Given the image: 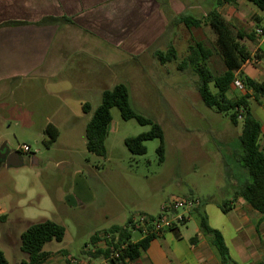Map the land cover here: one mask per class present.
I'll use <instances>...</instances> for the list:
<instances>
[{
  "label": "rangeland",
  "instance_id": "obj_1",
  "mask_svg": "<svg viewBox=\"0 0 264 264\" xmlns=\"http://www.w3.org/2000/svg\"><path fill=\"white\" fill-rule=\"evenodd\" d=\"M156 1L165 13V32L131 66H114L113 77L102 86L70 94L69 85L43 81L31 86L29 82L17 85L12 95L0 100V147L6 144L19 151L28 145L32 149L22 156L21 166L0 162V205L10 210L7 219L0 221V251L9 264L27 259L21 250V235L32 224L52 220L64 226L63 242H50L44 249L67 250L73 258L83 259L91 236L124 226L128 217L141 213L157 216L173 196L199 202L188 225L179 226L183 233L194 237L201 215L211 209L209 224L223 229L227 241L235 237L216 203L233 202L235 191L247 180V172L234 157L242 126H234L230 115L208 108L197 91L198 77L191 69H179L190 47L200 42L213 52L212 71L220 75L226 70L216 33L209 25L188 29L176 21L183 14L205 17L216 0ZM219 10L235 33L257 32L264 26V10L247 0L225 4ZM257 34L255 42L243 41L253 55L259 47L264 52V37ZM170 47L176 50L177 60L161 64L154 53ZM243 74L264 81V57L260 65H248ZM119 83L129 88L133 109L161 125L166 146L162 162L158 139L145 143L143 156L128 150L125 140L150 131L151 126L123 120L117 108L112 109L107 157L88 152L86 125L100 106L103 91ZM246 92L234 88L231 95ZM248 93L252 113L264 127V97L258 103ZM85 102L91 106L88 114L82 109ZM50 122L58 124L60 136L48 148L43 130ZM77 179L85 186L77 185ZM139 238L140 232L134 231L133 240ZM230 257L229 264H250L231 251Z\"/></svg>",
  "mask_w": 264,
  "mask_h": 264
},
{
  "label": "crops",
  "instance_id": "obj_2",
  "mask_svg": "<svg viewBox=\"0 0 264 264\" xmlns=\"http://www.w3.org/2000/svg\"><path fill=\"white\" fill-rule=\"evenodd\" d=\"M50 17H64L70 22L41 24ZM11 22L26 24L7 25ZM165 26V13L156 0H0V100L12 95L17 85L20 87L29 82L31 86L43 81L69 85L70 94L83 88L95 90L113 77L114 66H131L134 59L150 50L165 32ZM262 48H258V51L262 50L261 58L245 63L242 73L250 64L260 65L264 57ZM59 116L60 113L57 118ZM49 124L59 130L58 124ZM260 144L264 153L263 125ZM11 152L14 150L9 149L8 154ZM19 153L21 158L26 155L21 148ZM6 159L7 155L2 157L0 154V162L6 165ZM76 182L77 185L83 183L80 179ZM230 207L231 211L224 214L235 234L233 239L227 241L223 229L209 225L222 233L229 252L238 260L264 264L263 216L253 211L241 197H235ZM197 210L199 207L182 225L187 226ZM9 212L6 204L0 205V217L7 219ZM209 212L211 209L201 215L208 223ZM199 224L200 220L194 237L183 233L180 225L159 236L139 258L128 264H221L212 238L201 233ZM93 236L86 244L85 258L75 259L67 250H55L50 251L51 256L45 264H109L104 258L92 257L94 249L107 247L104 236L100 235L96 240ZM195 237L197 240L193 242ZM142 238L141 235L133 242Z\"/></svg>",
  "mask_w": 264,
  "mask_h": 264
},
{
  "label": "trees",
  "instance_id": "obj_3",
  "mask_svg": "<svg viewBox=\"0 0 264 264\" xmlns=\"http://www.w3.org/2000/svg\"><path fill=\"white\" fill-rule=\"evenodd\" d=\"M236 0H216L212 10L202 18L193 15H179L176 17L177 23L184 24L188 29L199 28L203 24L209 25L217 36V47L224 62L226 70L216 75L210 68V59L213 56L212 50L202 43H196L190 47V54L179 65L180 70L191 69L198 77L197 91L204 104L215 110L219 114L230 115V121L234 126H242L239 137V148L235 152L238 164L247 172V180L239 189L235 191L236 197H241L246 201L253 211L260 213L264 218V153L260 144L262 136V125L255 118L250 106V95H254L257 102L264 97V81L257 82L244 75L241 71L243 65L253 58H261L262 50L255 55L243 43L245 39L255 42L257 32L247 33L238 30L236 33L231 28L229 22L222 16L219 9L225 4H233ZM260 10H264V0H247ZM70 22L66 18H46L41 24H58ZM23 22H11L7 25H23ZM264 32V26H261ZM154 56L161 64L170 63L177 60L178 55L173 47L166 52L156 51ZM239 79L245 86L246 93L241 96H232L233 84ZM117 108L121 117L125 121L136 120L142 126H151V130L136 137L127 138L125 145L128 150L138 156L147 153L145 143L158 139L160 141L157 153L162 162L165 154V135L160 124L150 118L138 114L132 107L129 88L123 84H117L113 88L103 92L102 102L93 113L86 127V147L88 152L99 156L107 157L106 146L107 137L110 133L112 122V109ZM84 113L91 112L88 103L83 105ZM47 139L44 141L46 147H51L59 138V130L52 124L47 125L44 130ZM212 199H209L211 201ZM231 202L220 204L223 213L231 211ZM6 220V216L0 217V221ZM200 230L205 236L212 238V244L217 250L221 259V264H229L232 260L229 249L225 243L222 233L213 229L205 216L200 218ZM173 230V229H172ZM133 232L128 225L113 226L101 233L107 244L106 249H94L91 252L93 258H104L109 260V264H128L139 258L150 245V242L158 236L151 234L143 237L137 242H133ZM101 234H95L92 239L96 240ZM66 235V228L61 224L44 220L32 224L21 235V250L27 255L21 264H45L51 256V252L46 251L45 246L53 241L63 242ZM197 240L195 237L192 241ZM264 249V245L262 246ZM119 252L118 257H113L114 252ZM0 264H9L5 254L0 251Z\"/></svg>",
  "mask_w": 264,
  "mask_h": 264
},
{
  "label": "built area",
  "instance_id": "obj_4",
  "mask_svg": "<svg viewBox=\"0 0 264 264\" xmlns=\"http://www.w3.org/2000/svg\"><path fill=\"white\" fill-rule=\"evenodd\" d=\"M257 32L264 37L262 29ZM239 91L246 90L244 84L239 80H235L233 89ZM21 151L25 154H31L32 149L28 145L21 147ZM198 201L185 200L178 197H171L168 204L163 207V210L157 216L141 213L130 218L128 226L134 231L140 232L142 237L154 234L162 236L179 225L184 224L190 217L193 210L197 209ZM119 252H114L113 257H118ZM107 260V259H106ZM109 262V260H107Z\"/></svg>",
  "mask_w": 264,
  "mask_h": 264
},
{
  "label": "water",
  "instance_id": "obj_5",
  "mask_svg": "<svg viewBox=\"0 0 264 264\" xmlns=\"http://www.w3.org/2000/svg\"><path fill=\"white\" fill-rule=\"evenodd\" d=\"M8 151L9 149L6 144L0 148V154L2 155V157H5L7 155V167H16L23 165V159L21 158V154L19 153V151H14L9 154Z\"/></svg>",
  "mask_w": 264,
  "mask_h": 264
}]
</instances>
